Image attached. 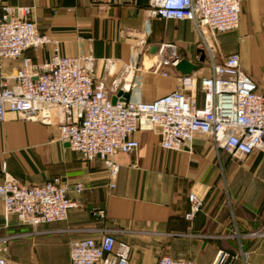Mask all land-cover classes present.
Returning <instances> with one entry per match:
<instances>
[{"label": "crops", "instance_id": "obj_1", "mask_svg": "<svg viewBox=\"0 0 264 264\" xmlns=\"http://www.w3.org/2000/svg\"><path fill=\"white\" fill-rule=\"evenodd\" d=\"M148 4L149 0H0V8L33 6L38 31L58 42L61 56L91 55L92 77L106 82L111 100L119 94L111 83L125 74L133 55L139 68L137 98L146 103L180 89L174 68L162 66L153 72L160 61L151 51L154 47L174 44L183 60L196 65L195 77L208 75L203 41L193 27L162 20H153L148 27ZM206 38L217 62L237 54L243 73L261 81L264 0H240L237 30L208 33ZM51 55L50 45L24 53L33 62ZM106 60L115 63L113 76L106 73ZM19 63L4 61L1 70L10 75ZM196 95L200 105L199 86ZM58 124L57 117L46 127L12 114L0 123V183L8 176L20 185L36 186L58 177L70 186H85L82 194L71 195L77 207L66 221L38 227L25 226L15 216L5 218L0 201V255L11 264H70L71 241L96 239L105 230L128 244L130 264H157L163 255L211 264L218 251L239 255L234 264H264V238L247 236L264 231V184L239 182L241 176L257 174L264 160L257 155L261 151L246 158L248 166L235 167L201 135L195 137L191 152L162 150L159 129L154 128L135 133L139 143L135 154L114 157L118 172L111 178L103 162L88 163L58 140ZM191 194L202 205L188 219Z\"/></svg>", "mask_w": 264, "mask_h": 264}, {"label": "built area", "instance_id": "obj_2", "mask_svg": "<svg viewBox=\"0 0 264 264\" xmlns=\"http://www.w3.org/2000/svg\"><path fill=\"white\" fill-rule=\"evenodd\" d=\"M33 6L0 8V123L7 114L25 121L50 127L54 119L58 140L81 155L88 163L100 160L111 178L118 172L114 157L138 151L134 138L139 131L159 129L160 149L171 152L192 151L197 135L207 137L216 150L231 161H242L257 151H264V76L259 83L240 69L239 56L232 54L217 62L207 34H225L237 30L240 0H149L147 26L153 20L188 22L199 35L206 55L207 76L179 77V90L150 103L137 98L140 79L136 58L131 55L124 75L112 81L119 91L112 102L103 79L92 77L95 59L91 55L65 57L58 42L41 34L33 20ZM147 31L145 35H148ZM140 39L139 44H144ZM52 46V55L43 62L25 57L27 50ZM156 55L162 66L174 68L183 60L174 44H161ZM19 60L10 75L1 70L4 61ZM109 76L115 74V63L105 61ZM163 76H166L163 73ZM197 86L202 93L199 105ZM123 94L127 98H123ZM5 173V166H2ZM85 191L81 183L70 186L61 178L36 186H24L6 176L0 183V201L4 217L15 216L28 227L64 222L77 207L72 194ZM186 218L200 210L201 201L194 195ZM248 237L264 238V231ZM241 236L236 235V238ZM243 258L244 254L241 253ZM239 255L218 251L211 264H234ZM70 264H130L129 246L118 242L112 231L105 230L96 238L69 243ZM0 264H11L0 255ZM157 264H195L163 255Z\"/></svg>", "mask_w": 264, "mask_h": 264}, {"label": "rangeland", "instance_id": "obj_3", "mask_svg": "<svg viewBox=\"0 0 264 264\" xmlns=\"http://www.w3.org/2000/svg\"><path fill=\"white\" fill-rule=\"evenodd\" d=\"M154 55H156V53ZM257 155L258 157L262 156V158H264V151L259 152ZM232 162H233V166L235 167H238V166L246 167L249 164V162H247V159H243L242 161L235 160ZM226 182L229 184L231 180H226ZM239 182H255V183L264 184V160H261V164H260L259 170L257 171V174L253 176L248 175L247 177L241 176L239 177Z\"/></svg>", "mask_w": 264, "mask_h": 264}, {"label": "water", "instance_id": "obj_4", "mask_svg": "<svg viewBox=\"0 0 264 264\" xmlns=\"http://www.w3.org/2000/svg\"><path fill=\"white\" fill-rule=\"evenodd\" d=\"M158 50L157 47L152 48V52L156 53ZM202 59H204V54L202 53ZM174 70L178 73V75L180 77L182 76H191L194 74V72L197 70L196 65L190 63L189 61L186 60H181L180 62H178V64L174 67ZM121 94H118V96H120ZM124 99L127 98L126 94L122 95ZM116 98L112 99V102H115Z\"/></svg>", "mask_w": 264, "mask_h": 264}]
</instances>
